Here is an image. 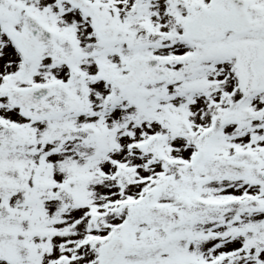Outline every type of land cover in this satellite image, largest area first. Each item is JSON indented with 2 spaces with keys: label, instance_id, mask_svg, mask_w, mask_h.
Listing matches in <instances>:
<instances>
[{
  "label": "snow or ice",
  "instance_id": "snow-or-ice-1",
  "mask_svg": "<svg viewBox=\"0 0 264 264\" xmlns=\"http://www.w3.org/2000/svg\"><path fill=\"white\" fill-rule=\"evenodd\" d=\"M0 264H264V0H0Z\"/></svg>",
  "mask_w": 264,
  "mask_h": 264
}]
</instances>
